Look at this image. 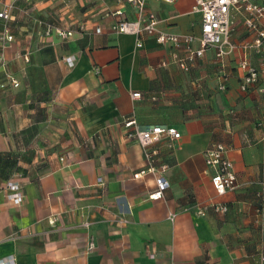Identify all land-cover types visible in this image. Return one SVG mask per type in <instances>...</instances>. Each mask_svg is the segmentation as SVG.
I'll return each instance as SVG.
<instances>
[{"label":"crops","instance_id":"crops-1","mask_svg":"<svg viewBox=\"0 0 264 264\" xmlns=\"http://www.w3.org/2000/svg\"><path fill=\"white\" fill-rule=\"evenodd\" d=\"M6 5L13 6L14 40H0V85L11 74L20 86L0 87V261L256 264L255 251L264 252V228L255 222L257 192L264 197V78L240 90L241 51L222 62L209 50L185 71L154 37L137 48L134 36L113 33L114 1L0 0V11ZM193 5L151 0L148 9L161 29L183 34L198 32ZM125 12L137 18L132 7ZM58 30L74 35L62 39ZM252 38L237 16L232 41ZM248 55L259 67V57ZM132 115L140 128L169 125L182 134L160 153L158 165L168 166L161 200L149 198L154 174L133 178L146 163L125 134L123 119ZM218 143L227 146L240 184L223 196L204 157ZM14 181L20 204L8 199ZM209 202L228 212L199 214Z\"/></svg>","mask_w":264,"mask_h":264},{"label":"built area","instance_id":"built-area-1","mask_svg":"<svg viewBox=\"0 0 264 264\" xmlns=\"http://www.w3.org/2000/svg\"><path fill=\"white\" fill-rule=\"evenodd\" d=\"M114 1L117 9L111 12L114 18L112 32L115 34H126L135 37L136 47H143L144 40L148 37H154L157 44L168 47L171 51L172 59L185 71L190 69L198 59L205 56L209 50L215 51L217 59L223 62L224 58L233 52L240 50L241 59L240 69L244 72L240 90L244 93L253 89L264 78V0H194L191 13L199 16L198 32L172 33L160 28L162 20L148 9L151 0H107ZM166 4H175L179 0H154ZM132 7L136 13L135 20L126 17L125 8ZM13 6L6 5L0 11V19L3 20L4 27L0 33L2 42H12L14 36L10 31L8 22L11 19ZM240 16L244 20L246 28L252 32L253 38L250 41L236 44L232 41L236 30V18ZM52 26L47 27V34L51 33ZM85 30V27H81ZM101 29L97 28V32ZM58 35L62 39H68L74 35L73 30H58ZM253 51L259 57V67L251 63L248 55ZM27 59V58H26ZM28 60V59H27ZM69 66L74 65V58L65 59ZM7 84L13 88L20 86L19 81L11 74H7ZM6 83L0 85L2 89L6 88ZM222 91L226 90L225 81L219 86ZM142 97L141 93H134L132 98L137 100ZM126 137L135 140L141 147L146 167L133 175L134 179H141L148 174H154L156 177V189L149 195L151 200H161L168 189L167 180L164 173L168 166L158 165L160 153L164 147L173 149L175 142L181 139V132L174 126L152 125L146 128H140L135 115L123 119ZM228 148L226 145L218 143L209 147L204 152V157L208 168H210L211 183L219 196L230 192H235L240 188L234 163L228 158ZM264 187V183H261ZM8 199L20 204L23 201L20 182L14 181L8 183ZM260 199V205L257 210L256 224L264 228V197L261 191L257 192ZM213 210L217 214H226L228 207L222 203L209 202L203 206H198L197 212L204 214ZM176 213H170V219L174 220ZM54 223V220L52 221ZM88 226V224H84ZM95 249V243L90 240L87 246L89 252ZM0 264H9L6 261H0ZM11 264H14L11 262ZM256 264H264V252L260 251Z\"/></svg>","mask_w":264,"mask_h":264},{"label":"trees","instance_id":"trees-1","mask_svg":"<svg viewBox=\"0 0 264 264\" xmlns=\"http://www.w3.org/2000/svg\"><path fill=\"white\" fill-rule=\"evenodd\" d=\"M260 251H262V250H256L255 253H254V259H255V262H256L257 259H258V254L260 253Z\"/></svg>","mask_w":264,"mask_h":264}]
</instances>
